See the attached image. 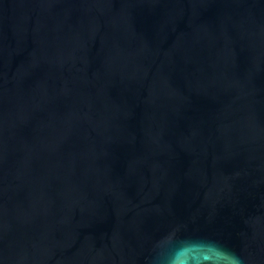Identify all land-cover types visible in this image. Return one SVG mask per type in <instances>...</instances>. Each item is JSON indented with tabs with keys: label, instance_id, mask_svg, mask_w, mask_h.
I'll use <instances>...</instances> for the list:
<instances>
[{
	"label": "water",
	"instance_id": "water-1",
	"mask_svg": "<svg viewBox=\"0 0 264 264\" xmlns=\"http://www.w3.org/2000/svg\"><path fill=\"white\" fill-rule=\"evenodd\" d=\"M235 260L264 264V0H0V264Z\"/></svg>",
	"mask_w": 264,
	"mask_h": 264
},
{
	"label": "clouds",
	"instance_id": "clouds-1",
	"mask_svg": "<svg viewBox=\"0 0 264 264\" xmlns=\"http://www.w3.org/2000/svg\"><path fill=\"white\" fill-rule=\"evenodd\" d=\"M235 259V258H234ZM235 264H239V261L238 260H235Z\"/></svg>",
	"mask_w": 264,
	"mask_h": 264
}]
</instances>
